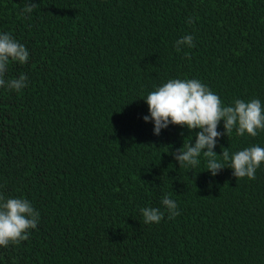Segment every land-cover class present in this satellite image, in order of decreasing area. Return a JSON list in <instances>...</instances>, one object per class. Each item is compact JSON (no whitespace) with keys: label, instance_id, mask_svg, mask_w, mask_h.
<instances>
[{"label":"trees","instance_id":"16d2710c","mask_svg":"<svg viewBox=\"0 0 264 264\" xmlns=\"http://www.w3.org/2000/svg\"><path fill=\"white\" fill-rule=\"evenodd\" d=\"M26 2L0 0V33L29 51L5 75L27 86L0 87V192L40 217L0 246V264H264V163L255 179L213 176L202 154L180 166L172 153L199 129L156 135L143 119V97L173 78L200 80L225 106L264 104V0H32L21 15ZM185 35L194 46L177 52ZM252 145L264 131L234 129L214 151L224 163L222 148ZM144 207L164 218L145 224Z\"/></svg>","mask_w":264,"mask_h":264},{"label":"clouds","instance_id":"9594fccd","mask_svg":"<svg viewBox=\"0 0 264 264\" xmlns=\"http://www.w3.org/2000/svg\"><path fill=\"white\" fill-rule=\"evenodd\" d=\"M37 3L27 0L21 15L30 14ZM188 23H193L189 18ZM193 47V37L185 35L175 41L176 51L181 46ZM29 59L26 46L17 41L9 33H0V87L20 91L27 86V76L21 74L18 78L6 80L9 61L25 64ZM150 115L143 119L154 122V134L159 135L161 129L169 124L187 127L189 130L199 129L195 133V142L189 141L172 155L180 166L195 168L201 154L206 158V170L213 176L224 167L233 169V175L239 178L255 179L256 170L264 163V147L252 145L232 154L227 148H222L219 154L224 163L217 159L214 148L218 138L231 133L234 129L239 136L245 134L255 137L258 131H264V104L259 99L249 101L235 99L233 104L225 106L219 95L198 79H169L143 97ZM224 121V133L217 131L220 121ZM206 149V150H205ZM168 213L169 219L179 215L175 200L165 195L161 201ZM144 223H159L164 218V212L157 207H144L141 210ZM40 214L31 202L25 198H6L0 192V246L18 245L28 239V230L35 229Z\"/></svg>","mask_w":264,"mask_h":264}]
</instances>
